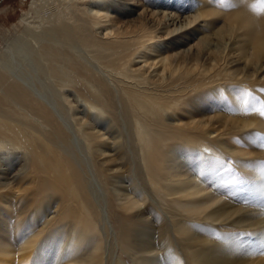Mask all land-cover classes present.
I'll return each instance as SVG.
<instances>
[{
    "label": "bare ground",
    "instance_id": "1",
    "mask_svg": "<svg viewBox=\"0 0 264 264\" xmlns=\"http://www.w3.org/2000/svg\"><path fill=\"white\" fill-rule=\"evenodd\" d=\"M156 1L164 7L169 3ZM215 1L229 2L191 0L187 7L196 3V8L190 13H183L182 8L178 12L152 9L142 3L144 7L118 25L113 11L122 9L119 4L113 7V0H68L62 9L51 11L48 16L23 15L24 31L11 38L2 35L5 45L3 43L0 54V224L7 230L15 220H20L13 217V221L12 215L21 206L22 210L29 209L30 215L43 210L36 218L39 221L37 232L27 240L36 245L31 264L106 262L101 256L84 255L82 249L89 234L99 231L97 221H103L104 227H111L108 207L99 205L97 193L92 190L96 186L105 192L97 177V168L101 174L105 172L103 176L108 179L112 194L124 213L118 238L120 247L127 251L134 264H162L156 243L159 227L140 208L145 180L148 196L168 204L167 209L164 208L162 246L167 238L173 241L179 234L181 243L191 249L197 233L185 225L184 216L194 220L211 217L213 220H208L215 222L217 228L226 227V223L243 228L258 224L255 236L264 242V220L251 216L255 208L234 206L228 200L218 205L216 203L223 198L217 194L213 196L206 186L219 181L218 175L223 174L219 172L220 166L226 154L236 160L245 155V152L237 154L234 148L228 147L219 134L227 128L250 129L253 119L261 116L241 109L245 100L242 88L237 92L232 84L253 80L255 89L252 91L264 96V85L260 82L264 58H258L264 53V4L258 0L254 8L252 0H234L249 18L243 13L239 16L227 13L226 20L212 32L201 34L184 47H177L184 38L191 37L188 34L204 31L209 26V17L221 14L214 6ZM121 3L125 6L128 1ZM132 6L127 13L133 12ZM45 14L48 13L45 11ZM155 14H158L156 18H152ZM235 19L239 23H249L244 33L252 39V54L257 58L244 62L240 69L233 67L240 60L236 48L221 69L213 70L216 62L206 59L208 63L200 65V53L203 57L210 53L209 48L200 45L205 41L227 43L234 31H240ZM171 39L175 47L166 44ZM163 49L169 51L161 55ZM173 59H176L175 65L169 62ZM102 73L105 81L109 78L117 82L118 87L114 84L107 87L99 78ZM219 84L224 93L216 92L214 98L219 101L221 96L230 97L237 112L233 113L230 106L222 107L233 118L216 125L211 117L219 113L192 118L188 126L184 121H167L166 114L173 105L189 97L197 88L211 85L215 89L214 85ZM260 85L263 86L260 88ZM249 104L250 100L248 106L252 107ZM114 120L118 121L117 127L112 124L115 127L112 128L115 132L119 130L118 133L110 129ZM206 140L215 143L216 149ZM133 143L137 144V151ZM185 143L189 145L184 152L180 148ZM192 151L200 155V164L192 162L194 157L186 154ZM118 156H127L131 163L134 162L130 167L132 173H136L135 178L124 179ZM263 176L264 168L255 170L247 179L249 184L242 183L240 188L242 194L260 200L261 204L264 196L259 187H262ZM192 199L200 202L203 209L195 212L198 206L191 205ZM215 204L217 207L212 209ZM98 207L105 208L102 214ZM51 218L54 219L50 221ZM231 236L218 246L214 244L217 247L209 252L218 251L222 258L211 264H264V257L249 260L239 257H246L244 253L248 254L249 242ZM207 239L204 235L203 241H198L205 247L201 248L206 254L212 247ZM0 248L3 264H10L4 252L8 249ZM190 251L194 256L193 249ZM238 257V261H234L233 258ZM24 259H28V255ZM196 262L193 258L188 263Z\"/></svg>",
    "mask_w": 264,
    "mask_h": 264
},
{
    "label": "rangeland",
    "instance_id": "2",
    "mask_svg": "<svg viewBox=\"0 0 264 264\" xmlns=\"http://www.w3.org/2000/svg\"><path fill=\"white\" fill-rule=\"evenodd\" d=\"M67 1L68 0H0V54L2 53V50L4 49V45H5L4 37H2V35L4 34L7 36L9 35L11 38L13 34L24 31V27H25L24 21L21 18L23 15H26L27 17H31L34 14L36 15L42 14V16H48L50 13L54 12L55 10L57 11L59 9H62L63 5H65V2ZM123 1H128V3L126 4L127 6L126 5L123 6L124 4L121 3ZM165 1L169 2L167 5H165V7L155 3L157 2L156 0L155 2L149 1V0H141V1L140 0L139 1L138 0H130V1L129 0H113L111 4H113V7L118 6L119 4V7H120L119 9H122V11L120 10L121 12L113 11L114 17L118 19L117 21L118 25H121L122 23L124 24L127 18L134 16L140 8L144 7L142 6V3H144L145 6L148 4V7L152 9L165 8L168 10L169 9L172 10V12H176V11L178 12V10L182 8L183 13L184 12L190 13L191 11H194L196 8L195 6L196 3H194L193 6L190 8L187 7V3L190 2L191 0H174V1L165 0ZM228 1H229L228 3H224L223 1H219V2L215 1L214 6L218 7V10L221 11V14L209 17L207 20L209 26L204 31L199 32L198 30L197 33L188 34L191 37L184 38V41L180 43V45H178L177 47H184L188 43L194 42V40H196L198 36H200L201 34L208 33L210 31L212 32L214 28H216L222 22V20H226L224 15H226L227 13L233 12V14H237L238 16L240 15V13H243L245 16L247 17L249 16L248 13L240 9L238 5V1L237 2L234 0L232 1L228 0ZM260 1L262 4H264V0H260ZM217 2L221 4H218ZM251 2H253L251 6L254 8L259 3L258 0H252ZM136 3H138V5ZM131 4L133 5L132 6L133 12L127 13V9ZM30 5L32 8L30 7ZM34 5H37V7ZM39 5H42V6L44 5V8L45 9L47 8L45 11L48 14H45V11L40 10L41 8L42 9L44 8L42 6L39 7ZM176 5H180V6H176ZM36 8L37 10H35ZM48 10L49 12H47ZM38 11L40 12L38 13ZM156 15L158 14H155L154 16L152 15L151 17L156 18ZM260 17L261 16H259V19ZM235 21L238 24L240 31H234L233 34L231 35V39L227 43H224V44L223 42L216 43L217 47H215L216 45L215 43L212 42V44L210 43L211 46H209L210 45L209 42L207 43L205 41L203 44L200 45L201 48H204L205 46L209 48L210 53L213 54V55L212 54L210 55V53H208L207 57H203V55H201L200 53V56H201L200 61H199L200 65L202 64L206 65V63H203V62H207L209 60V61L216 62L217 64V66L214 67L213 70L221 69L226 63V61L228 60L231 51L236 48L239 51L238 56L240 57V60L233 67H237L240 69L244 66L243 64L244 62L249 63L251 60L257 58L256 56L252 54V39H250V36L244 33V27L246 25H249V23L247 21H243L239 23L238 19H235ZM240 34L242 36H240ZM173 37L175 38L176 35H174ZM173 40L174 39H171V41H167L166 44H169L168 45L169 47H175L176 45H174ZM219 44L220 46H218ZM167 51L169 50L163 49V51L161 52V55H163ZM200 52H202V50H200ZM214 57H217V58H214ZM0 58H1V55H0ZM258 58H264V53L259 55ZM205 59L207 61H205ZM169 62L172 65H175L176 59H173ZM208 69L211 70L212 68H208ZM181 74H184V73H181ZM261 76H263V78L260 80V82L261 84L264 85V70L261 72ZM104 77L105 75L103 76V73L102 75H99V78L106 83L107 87H110L111 84L115 85L117 83L116 79H114L116 82L114 83V81L110 80L109 78H107V80L105 81ZM240 84L242 85L241 87H240ZM263 85H260V88ZM115 86L118 87V84ZM210 86L211 85H209V87H202L201 89L197 88L196 92L191 93L189 97H185L178 104L173 105L174 107H172V109L169 108L166 114L167 121L169 122L184 121L185 122L184 125L188 126L191 124L190 120L192 118L206 117L212 113H219L211 117V119L214 120L213 124L216 125L219 121L233 118L231 114H228L227 110H225L222 107V105L230 106L233 108L231 110H234L233 113L237 112V110L234 109L235 104L230 102L229 100L230 97H227L224 99L221 96V100L218 101L216 98H214V95L216 96V92L223 94L224 91H222V87L220 86V84L214 85L216 86L215 89H212ZM232 86L235 88V91L237 92L238 90H240V88H242L241 89L243 91L242 94L244 95L243 99L245 100L244 101L242 100L243 102L241 103V109L244 111L243 108H245V111H244L245 113H249V111L250 112L254 111L253 113L257 112L259 114L257 113L256 114L261 115V116L255 117L253 119L254 124L250 127V129L245 128L242 130H234V129L227 128L224 132L219 134L223 137L224 141H227L228 147L234 148L237 151L236 152L237 154H239L238 152H245V155L242 156L239 160H236V159H232L230 156L226 154V156L223 157L225 161L222 160V162L224 163L221 164L220 166L222 169H220L219 172L222 171L223 174L218 175L220 176L218 177L219 181L215 184L213 182L211 183L209 182V184H207L206 186L208 187V189L210 188L209 192H211L213 196L214 194H217L218 197L221 196L223 198L222 200L218 201V203L216 204L219 205L220 202L224 200H228V201H231V203H233L234 206H240V207L251 208V209L255 208V212L254 214H251V216L253 218L262 217L264 220V204H263L264 200H263V203L261 204L260 200H255L252 197H247L244 194H242L243 192H241L240 190V188H242V185H241L242 183L249 184V181L247 179L248 177H250L251 174H253L255 170L260 171L262 168H264V96H262L261 94L255 93V91L254 92L252 91V89H255L254 88L255 84H253V80L247 81V82H244L243 80H241L240 83H238L237 85L232 84ZM251 95L252 97H250ZM249 100L251 103L249 105H252V107L248 106ZM216 102L218 103V105H214ZM222 102H225V103L221 104ZM178 114H183V115L179 116ZM115 121L116 120L111 121L112 123H111L110 129L113 130L114 133H118L119 130L118 131L116 130L115 132V129H113L115 127L112 126V124H114L117 127L116 123L118 121L117 122ZM183 128L188 129L184 126ZM206 142H210V145L216 149L215 143L211 141H207V140ZM187 145H189V143H185L184 147L180 148V150L185 152ZM133 148L134 150L136 149L135 151H137L138 146L136 143H133ZM186 154L189 155L191 158L194 157L192 162L199 163V164L202 162V160L198 159V158H201L200 155L198 157L194 151L186 153ZM118 157H119V161H121L122 170L124 172V179L127 180L128 178L132 180L133 178H135L136 173L134 175L130 167L134 165L133 164L134 162L131 163L132 161H130V159L127 156H121V157L118 156ZM241 162H245L244 165H242ZM170 165L171 163L169 164V166ZM215 167H218V166L216 165ZM96 173H97L98 179H100L99 181L101 182L102 187L105 188V192H101V188L98 189L96 186H93L92 190H94L97 193V201L99 205L101 207L103 206L108 207L107 213L110 219L108 221V224L111 227L109 228L107 226L104 227L103 221H97V224L99 226V229H98L99 231L97 230L93 231V233L91 235L89 234L88 238H86L83 241L82 249L85 253L84 255L89 254L91 257L101 256L103 260L105 259L104 261H106L103 264H117V263L118 264H134L133 259L126 253L127 251H124L123 248L120 247V240L118 238L119 237L118 234L120 231L119 230L120 222H121L122 215L124 213L120 209V206L118 204V201L114 197V194H112V190L110 188L108 179L105 176H103L105 172L103 171V174H101L99 169L97 168ZM195 174H197V172H195ZM262 180H263V183L261 186L263 188L259 187V189L260 190L262 189V196H264V176L262 177ZM145 183H146V180H145ZM145 183L142 182L143 189L140 193L142 194L141 195L142 205L140 208L144 210L145 212L144 215L145 214L147 215L148 213L147 216H149L152 220L154 219V221L158 225L157 227H159L157 230L158 233L156 235V243L159 247V253H158L159 260L162 261V264H189L188 263L189 259L193 260V258H196L197 264H200L201 261H202V264H211L210 262L213 260H221L222 256H220L218 251H214L213 254H211L210 252H212L211 250H214L218 245H220V243H224L228 238L233 237L231 235H234L235 238L240 239L242 241L249 242L248 244L250 247H247L248 254L244 253L246 257L243 258L241 255L239 256L243 260L264 257V242L261 241L262 239L260 240L258 237L255 236V232L257 229H259L260 225L254 224V226L252 227L243 228V227H240L238 224L231 225L230 223H226L228 224L226 225V227L221 226L217 228L218 226H216L215 222H211L208 220V219L213 220L211 217H207L205 220H196V219L194 220L188 216H184V217L181 216L182 221L185 222V225L189 226L190 228H192L191 230L197 233L196 234L197 238L195 242H192L193 246H191V249H193V252L195 253L194 256H191L190 254L191 249L185 247L184 244L181 243L180 239L182 236L179 234L176 235V239H174L173 241H171L172 239L167 238L165 243H163L164 245L162 246V239H163L162 236L164 232L163 223L166 220V213H164L165 212L164 208H166L168 204H166L165 201L160 202V201L151 199V197L148 196L149 187ZM249 190L250 189H247L246 191H249ZM14 198H15L14 199L15 201L17 200L18 197L16 196ZM192 200H193V203L191 205L198 206L195 209V212L198 209H203V207L200 206L201 205L200 202L194 199ZM0 202H2V200H0ZM23 202L24 200L22 199L20 204L22 205ZM182 202L184 203V201ZM216 204L213 205L211 208L213 209L217 207ZM187 205L189 206L190 203H187ZM21 207L20 209H17V210L15 209L16 213L14 212V215H12V218L13 217L17 219L20 218L21 220V221L20 220L14 221V218H13V221L15 222V224H13L15 225L14 227L11 224L9 229L3 230V227L0 224V246L1 247L5 246L8 249L4 252H6L5 257L9 260L10 264H31L34 261L35 254H36V250H35L36 245H31L30 243L27 242V240L32 238L31 237L32 234H35L37 232L39 228V223H38L39 221H36V218L42 215L43 210H38L37 212L38 214L30 215L31 211L29 209L22 210ZM101 207H98L100 210V214H102L103 211L105 210V208L101 209ZM1 208L2 207H0V210ZM45 209H49V208H45ZM209 211L211 210L209 209ZM198 215L202 216L203 214H198ZM95 216L97 217L96 214ZM2 218H6V217L2 215ZM53 219L54 218H51L50 221H52ZM19 221H20V224H19ZM189 234H191V231ZM204 235L208 237L207 242L210 243V245L212 246L211 248L207 249L208 252L210 251L208 254H206L201 248V247H204L202 243L198 242L199 240L201 242L203 241ZM214 244L217 246H215ZM94 246H97L98 248L94 249ZM0 251H1V248H0ZM25 255H28V259H24ZM174 256H175V260L173 259ZM1 257L2 256L0 255V264H3L2 262L3 260L1 259ZM239 257L233 258L234 261H238Z\"/></svg>",
    "mask_w": 264,
    "mask_h": 264
}]
</instances>
